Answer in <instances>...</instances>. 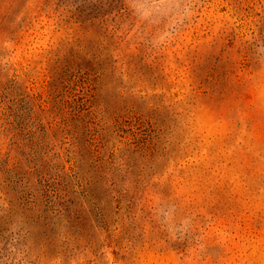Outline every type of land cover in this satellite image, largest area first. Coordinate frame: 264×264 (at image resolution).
<instances>
[{
	"label": "rangeland",
	"instance_id": "rangeland-1",
	"mask_svg": "<svg viewBox=\"0 0 264 264\" xmlns=\"http://www.w3.org/2000/svg\"><path fill=\"white\" fill-rule=\"evenodd\" d=\"M0 83L86 113L58 214L0 133V264H264V0H0Z\"/></svg>",
	"mask_w": 264,
	"mask_h": 264
},
{
	"label": "trees",
	"instance_id": "trees-1",
	"mask_svg": "<svg viewBox=\"0 0 264 264\" xmlns=\"http://www.w3.org/2000/svg\"><path fill=\"white\" fill-rule=\"evenodd\" d=\"M73 62L61 67L63 70L65 69L59 76L63 88L66 87L65 82L68 83L70 80L69 77L64 78V76L67 70L72 69L70 66ZM15 85V83H11L10 87H0V128H2L0 133L8 139V151L4 166L13 165V167L19 168L20 171L14 168L12 171L21 175L22 183L19 184V187L22 191L30 192L35 181V184L39 187L41 203L49 206L50 213L58 214L60 212L53 208V205L54 202L66 198L68 180L64 174V167L59 168L57 164L61 157L60 154L55 153L54 149L56 142L60 140L58 137H61L63 144L66 143L65 140L71 139L69 148L66 150V156L69 158L67 162L73 161L70 173L75 171L77 166L75 165L74 155L77 154L76 150L83 148V145L78 143L79 129L75 122L82 120V116L86 117V113L83 109L79 108L77 110V108L73 109L71 106L68 107L70 110H66L64 106L69 105L70 101L60 99L56 104L59 107H54L53 110L49 111L50 115L47 118L51 117L50 121L45 122L44 119L36 115L34 106L27 102L25 96L15 93ZM38 109L43 111V105H39ZM92 125V122H88L85 127L87 128L86 131L89 132L90 142H95L99 136L92 131ZM13 151L17 152L19 161L10 164L12 159L17 158V156L11 157L10 154ZM93 151L100 153L101 150L97 148ZM93 151L92 153H94ZM22 163L26 165L25 170L20 168ZM102 163L101 159L97 160V164ZM74 173V177H78L76 176L78 173ZM76 184L81 188L84 186L83 181L77 180ZM29 194L30 199L28 202L31 206H34L39 199L36 198V195Z\"/></svg>",
	"mask_w": 264,
	"mask_h": 264
}]
</instances>
